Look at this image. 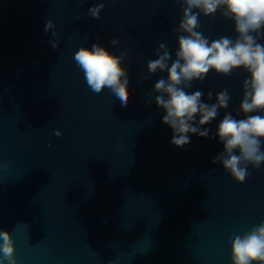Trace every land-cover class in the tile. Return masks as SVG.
<instances>
[{
    "label": "water",
    "instance_id": "water-1",
    "mask_svg": "<svg viewBox=\"0 0 264 264\" xmlns=\"http://www.w3.org/2000/svg\"><path fill=\"white\" fill-rule=\"evenodd\" d=\"M101 2L100 18L88 15ZM182 8L177 0H0V231L12 234L17 264H232L231 239L264 222V164L249 165L237 183L212 163L218 138L189 134L177 148L161 122L153 87L167 73L149 76L147 63L160 43L175 59ZM49 19L56 36L44 32ZM200 25L210 42L236 39L220 11ZM94 43L126 53V107L107 88L94 93L76 64L75 52ZM247 78L242 68L209 71L187 90L209 104L222 90L230 95L205 125L210 136L226 113L245 118L236 110Z\"/></svg>",
    "mask_w": 264,
    "mask_h": 264
},
{
    "label": "clouds",
    "instance_id": "clouds-1",
    "mask_svg": "<svg viewBox=\"0 0 264 264\" xmlns=\"http://www.w3.org/2000/svg\"><path fill=\"white\" fill-rule=\"evenodd\" d=\"M83 2V0H82ZM181 3L182 18L175 29L178 49L175 59L164 43L154 52L157 57L147 63L149 76L156 72L167 73V78L159 79L153 87L157 93L155 104L164 110L161 122L172 130L171 144L181 148L190 143V135L202 138H218L223 150L212 163L218 162L237 183H243L250 175L248 166L259 169L264 164V0H177ZM104 3L93 5L88 15L100 18ZM218 11L225 19L234 22L236 39L222 36L211 42L202 32L200 16H214ZM57 35L55 23L47 20L44 32ZM53 49L59 46L58 40H50ZM111 43H119L114 38ZM126 53L115 55L100 43L91 48L80 47L74 60L84 74L88 87L99 94L105 88L111 90L123 107L129 103L128 70L122 65ZM172 61L169 66V61ZM244 69L248 78L243 81V96L236 115L226 113L210 136V124L220 110L228 108L231 99L227 90L217 93L215 103H205L204 93L197 90L189 93L194 81H203L209 71L229 76L236 69ZM212 100V93L207 94ZM147 104V102H146ZM62 135L60 129L54 133ZM51 147V145H49ZM239 154H236V153ZM0 264H17L12 234L0 231ZM232 264H264V222L254 226L243 235L231 239Z\"/></svg>",
    "mask_w": 264,
    "mask_h": 264
}]
</instances>
